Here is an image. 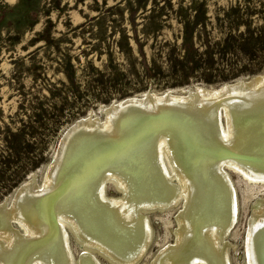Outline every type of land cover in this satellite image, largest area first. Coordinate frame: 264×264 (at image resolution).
Returning <instances> with one entry per match:
<instances>
[{
  "label": "rangeland",
  "instance_id": "374dc122",
  "mask_svg": "<svg viewBox=\"0 0 264 264\" xmlns=\"http://www.w3.org/2000/svg\"><path fill=\"white\" fill-rule=\"evenodd\" d=\"M254 77H264V0H0V207L11 209L19 189L33 179L43 189L64 134L82 118L92 117L104 125L106 111L125 99L188 97L199 88L218 90ZM131 115L142 121L132 129L123 121L122 137L103 134L90 145L80 147L77 142L67 151L60 184L52 194L69 182L72 188L81 186L74 179L79 170L85 174L84 187L91 188L105 171L126 162L145 160V167L152 168L156 165L152 143L163 136L178 141L173 154L182 163L184 158L190 166H209L215 161L209 160L218 157L213 142L222 132L216 126L227 128L224 109L220 114H177L165 119ZM256 116L260 125L249 120L248 136L253 135L252 143L263 148L264 111ZM164 162L170 170L166 158ZM222 168L233 186L237 213L234 225L220 238L221 245L227 244V264H251L247 237L253 206L264 204V181L252 179L238 167ZM138 170L139 166L130 171ZM208 176L211 173L201 185V198L195 196L194 205L204 207L196 209L201 212L195 213L198 218L217 207L216 202L208 205L216 182L213 174L214 179ZM115 180L106 181L107 198L123 196ZM53 197L51 193L47 197L50 205L42 217L49 223L64 222L74 261L89 252L100 264H117L87 245L66 218L49 212L59 204ZM182 206L183 200L168 208H139L148 216L153 234L137 264H152L165 246L175 242ZM10 225L25 235L19 218L10 220ZM0 241L4 247L10 245L5 237ZM24 253L16 243L13 260L6 262L16 264ZM2 254L0 260L5 261Z\"/></svg>",
  "mask_w": 264,
  "mask_h": 264
},
{
  "label": "bare ground",
  "instance_id": "6f19581e",
  "mask_svg": "<svg viewBox=\"0 0 264 264\" xmlns=\"http://www.w3.org/2000/svg\"><path fill=\"white\" fill-rule=\"evenodd\" d=\"M125 100L106 111L107 121L104 125L92 117L82 118L73 124L62 138L43 189H38L33 179L19 189L11 209L0 207V240L5 237L10 244L4 247L0 241V251H4L2 258L5 260H0L1 264H10L7 262L13 260L10 255L16 243H20L25 251L16 264H100L89 252L81 254L74 261L69 237L63 229L64 222L55 219L49 223L46 217H42L44 208L50 205L46 204L50 193L54 195L52 200L56 199L59 204L57 207L52 205L53 208H50L49 212H54L55 218L57 216L66 218L87 245H93V248L101 250L117 264H137L151 240L153 232L150 221L139 208L145 206L168 208L183 200V206L177 215L178 228L175 231V242L165 246L155 256L152 264H227V244L222 246L220 238H224L234 225L237 210L233 186L228 175L223 172L222 166L238 167L252 179L264 181V147L252 143L254 137L248 136L252 130L247 125L249 120L260 125V119L256 114L264 111V77H254L249 82L237 81L218 90L199 88L197 94H189L188 97L146 95L143 98ZM220 108L225 110L227 128L221 127V123L220 128L216 126L217 131L222 132L220 133L222 137L220 135V138L213 142L214 146L217 145L215 154L218 157L209 160H215L208 164L209 166L203 163L196 164L195 167L190 166L184 158L182 159L188 164L182 163V160L177 159L176 154H173L178 149V141L163 136L152 143L155 153L153 158L156 162V165L153 163L152 168L145 167V160L129 165L127 162V164L119 163L120 167L115 165L117 168L105 171L99 178L98 175V179L94 180V187L91 188L84 187L85 174L79 170L74 179H76L75 183H80L81 186L72 188L73 183L69 182L67 186L63 185L59 189L60 193L52 194L53 188L60 184L59 172L64 166L67 151H71L77 142L80 147L82 144L90 145L95 138L103 134H107L110 138L122 137L123 121H127L126 126L129 129L133 128L134 123L138 124L142 121L139 117L132 116L133 112L165 119L177 114H179L177 116L200 112L220 114ZM158 110L159 114H157ZM254 110H256L254 115L249 116ZM89 130L91 131L86 133ZM165 158L169 162L170 170L165 167ZM138 166V171H130ZM210 173L211 177L208 178H212L213 174L216 182L209 191L211 201L208 205L216 202L217 207L210 208L212 212L207 210L208 214L205 218L200 215L198 218L195 213L200 214L199 211L204 207L201 206L200 209L194 205L195 196L201 198L200 193L203 191L201 185ZM113 178L117 180L118 186L123 191V196L118 199L107 198L105 194L106 181ZM174 178L178 180V184L173 183ZM66 187L67 190H64ZM34 190H37L38 196H34ZM29 206L33 209H29ZM196 209L200 210L197 212ZM15 218H19L25 224L24 236L11 227L10 220ZM11 232L14 236L10 235ZM258 236H262V239ZM247 238V251L251 257V264H263L264 204L262 201L253 206ZM197 247L199 250L196 249Z\"/></svg>",
  "mask_w": 264,
  "mask_h": 264
}]
</instances>
